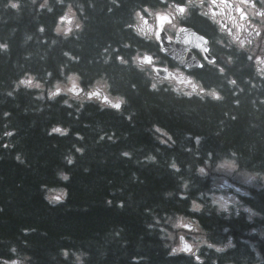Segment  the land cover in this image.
Listing matches in <instances>:
<instances>
[{
    "label": "trees",
    "instance_id": "1",
    "mask_svg": "<svg viewBox=\"0 0 264 264\" xmlns=\"http://www.w3.org/2000/svg\"><path fill=\"white\" fill-rule=\"evenodd\" d=\"M158 1L0 0V264H264V82L236 62L193 74L203 94L154 89L128 64ZM221 163L229 213L210 195ZM175 217L197 225L187 252Z\"/></svg>",
    "mask_w": 264,
    "mask_h": 264
},
{
    "label": "flooded vegetation",
    "instance_id": "2",
    "mask_svg": "<svg viewBox=\"0 0 264 264\" xmlns=\"http://www.w3.org/2000/svg\"><path fill=\"white\" fill-rule=\"evenodd\" d=\"M177 5H183L185 7V12L179 13L176 10ZM209 6H211L212 14L215 15H217V13H215L216 11L226 15L228 10L235 23L241 26L239 27V32L241 33L234 35L237 42H235L224 29V26L228 24L231 26L232 30L233 25L231 22L225 19H218L214 15L209 18L207 15L199 13L197 10L198 8L192 3V0H159L155 5L156 15L152 18L143 17L145 27L139 30L142 36L141 42L146 44L148 48V52L144 54V57H151V62L144 61L141 57L140 65L146 63L149 66L147 71L151 74H153L154 69L157 67L164 68L167 71L165 79H172L179 83H185V75H187V79H189V74L195 70L193 74H203L209 68V63L205 59L204 52L196 46L192 48V53L200 62L198 67H180L175 64L170 59V55H164L162 53L161 45L156 39L155 32L159 24L165 33L164 41L168 46L169 54L175 55L177 53V44H175L173 40L176 34H178V29L191 28L207 39L210 38V40H208L212 47L211 49L209 48V54L212 56L211 58L214 57L216 60V63L212 65H216L219 62L217 59L225 56L229 51L232 52L235 45L243 46L248 40V35L250 33L249 27L254 26L256 20L257 24H261L262 19H264V9L261 5V0H209ZM246 9L249 10L246 11ZM157 14L166 15L170 22L165 21L161 24L156 19ZM211 19L214 20L215 23ZM196 24L198 25L196 26ZM199 25L202 26V28ZM177 58L179 59V57ZM200 65H203V67ZM176 72L179 73L178 77L174 75ZM152 77L156 78L155 76Z\"/></svg>",
    "mask_w": 264,
    "mask_h": 264
},
{
    "label": "rangeland",
    "instance_id": "3",
    "mask_svg": "<svg viewBox=\"0 0 264 264\" xmlns=\"http://www.w3.org/2000/svg\"><path fill=\"white\" fill-rule=\"evenodd\" d=\"M192 3L198 8L197 10L199 13L207 15L209 18H211V16L214 15L218 19H225V20H228L229 22H231L233 25V29L231 30V26L228 24L224 26V29L229 33L230 37L235 42H237L234 38V35H238V33H241V32H239V27H241V26H239L237 23H235V21L231 18L228 10H227L226 15H223L222 13H218V11L215 12V13H217V15H215V14H212V12H211V6H209V0H192ZM245 8H246V5H245ZM247 10H249V9H246V11ZM67 19H68V17H65V19H63V22L60 24L61 31H63L65 26H69ZM137 19H138L137 26L139 27V29L140 30L144 29L145 24L141 20H139L140 19V13H139V15H137ZM212 21L214 22V20H212ZM259 26H260V24H257V20H256V22H254V26L249 27L250 37L246 41V43L248 41H250V42L252 41L251 36L257 32V27H259ZM256 54L257 55H255V57L258 58V55L260 53L257 52ZM255 66H257L259 68L261 67L262 68L261 74L264 73V69H263L264 61L263 60L258 61L255 64ZM141 67L143 69L149 68V66L147 64H144V63L141 64ZM174 75L176 77H178L179 73L176 72ZM28 79H31L33 84L37 83L34 80V77H32V76H28L24 80H28ZM38 83L41 85V82H38ZM100 85H101V83H97V86H100ZM57 86H59V88H60L59 92L67 93L69 83H56L53 86V88L50 89L51 92L58 93L56 91ZM31 87H33V86H31ZM102 87L103 88L108 87V85L105 81L102 83ZM37 88H39V87H37ZM195 93L203 94V92H195ZM102 94L107 95L108 93L102 92ZM204 94L211 95L210 92H204ZM231 172H232V166L229 163H221L219 165H216L212 171L213 190L210 193V195L212 197V201L218 205V208L221 209V211H224L226 213L230 212L231 206H235L239 202L238 198L235 197L230 191H227L225 188V182L227 179V175L233 176V175H231ZM235 179L237 181L239 180L240 184H244L247 181L248 177H247V174L245 172H239L235 175ZM48 194H49V196H56L58 194V191L55 189L54 190L49 189ZM172 220H173V226L175 228V236H176L173 239H174V241H176L177 246L179 247V242H178L179 237H183L185 239L184 240L185 243L191 242L194 246H196L197 241H198V237H199L196 234L198 232L197 225L194 222L189 221L188 219H185V218L175 217ZM79 258H81L79 255H73V257H72L74 263H76V260H78Z\"/></svg>",
    "mask_w": 264,
    "mask_h": 264
},
{
    "label": "snow or ice",
    "instance_id": "4",
    "mask_svg": "<svg viewBox=\"0 0 264 264\" xmlns=\"http://www.w3.org/2000/svg\"><path fill=\"white\" fill-rule=\"evenodd\" d=\"M147 11V9H145ZM176 10L179 12V13H184L185 12V7L183 5H177L176 6ZM137 15H139V13H137ZM141 19H143V17H141ZM157 21L160 22L161 24L165 21H168L170 22L169 18L166 16V15H159L157 14V17H156ZM178 31H185L184 29H178ZM155 36H156V39L157 40H160L162 37H161V33H160V30L157 29L156 32H155ZM196 39L200 42V43H197V47L201 49L202 52H208V47L206 46L207 45V41L205 40V38L203 36H198L196 37ZM186 40H187V37H186ZM66 55H68L67 53H65ZM74 59H78V58H74ZM118 60H120L121 62H126L123 60L122 57H117ZM144 61H147V62H151V57H148V56H145L144 58ZM206 60H208L207 57H205ZM230 59V58H229ZM208 63L209 64H215L216 63V60L215 58L213 57L212 59L208 60ZM201 67H203V65H200ZM220 72L223 73L224 69L223 68H220L219 69ZM230 83L234 84L235 81H230ZM153 88L156 87L155 84L152 85ZM57 92H59V89L56 90ZM201 91H203V89H201ZM214 98L216 99H221V97L218 95V93H216L215 91L211 92L210 93ZM92 95H98V93H89V96H92ZM105 99H107V97H105ZM114 108L116 109H119L120 108V104L117 103V104H114L113 105ZM54 131H60V129H54ZM199 139V138H198ZM124 155H129L128 153H123ZM173 168L176 167L175 164L172 165ZM57 199H59V197H57ZM211 246V245H209ZM173 251H175V249H173ZM197 259H199L197 257Z\"/></svg>",
    "mask_w": 264,
    "mask_h": 264
},
{
    "label": "water",
    "instance_id": "5",
    "mask_svg": "<svg viewBox=\"0 0 264 264\" xmlns=\"http://www.w3.org/2000/svg\"><path fill=\"white\" fill-rule=\"evenodd\" d=\"M185 31H179L177 39V46H178V53L179 55H182V59L188 64V65H196L197 61L193 58L192 53L190 52V49L195 48L196 44L199 43V41L196 39V37L200 36L196 32H194L190 28H183ZM187 37V40H186ZM163 49L165 52H168V46L167 44H163ZM174 59L180 64L178 61L179 59ZM194 60V61H193Z\"/></svg>",
    "mask_w": 264,
    "mask_h": 264
},
{
    "label": "clouds",
    "instance_id": "6",
    "mask_svg": "<svg viewBox=\"0 0 264 264\" xmlns=\"http://www.w3.org/2000/svg\"><path fill=\"white\" fill-rule=\"evenodd\" d=\"M261 5L264 6V0H261ZM190 7H191V6H190ZM73 15H74V14L72 13V9H71V7H69L68 11L65 13V16H62L61 19H65V17L71 18ZM262 26H264V19H262ZM76 27H80V25L77 23V24H76ZM56 31H57V32L61 31V28H60L59 25L57 26ZM63 31L65 32V34H67V32H68V26H65L64 29H63ZM230 81H231V80H230ZM230 81H229V82H230ZM21 82L24 83V84H27V85H29V86H33V87H40V86H41L39 83H35V84H33L32 81H31V79H28V80H22ZM57 89H59V91H60L59 86H57L56 90H57ZM54 95H55L54 92H50V93H49V96H50V97H52V96H54ZM64 103H67V101H64ZM153 126H155V125H153ZM157 130H159V129H157ZM66 131H67V129H65V132H66ZM169 139H171V136H169ZM149 159H154V157H149ZM205 164H207V161H205ZM203 170H204L203 167H201V168L198 169V171H201V172H202ZM63 178H64V179H67L68 177L65 175ZM202 208H203V205H197V204H195V203H192V204L188 207V211H189V212L199 213V212H201Z\"/></svg>",
    "mask_w": 264,
    "mask_h": 264
}]
</instances>
